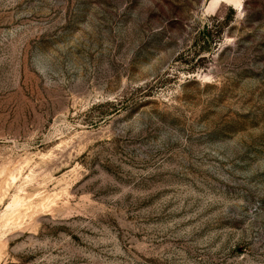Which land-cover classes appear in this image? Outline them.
I'll list each match as a JSON object with an SVG mask.
<instances>
[{
    "label": "rangeland",
    "instance_id": "1",
    "mask_svg": "<svg viewBox=\"0 0 264 264\" xmlns=\"http://www.w3.org/2000/svg\"><path fill=\"white\" fill-rule=\"evenodd\" d=\"M0 264H264V0H0Z\"/></svg>",
    "mask_w": 264,
    "mask_h": 264
},
{
    "label": "bare ground",
    "instance_id": "2",
    "mask_svg": "<svg viewBox=\"0 0 264 264\" xmlns=\"http://www.w3.org/2000/svg\"><path fill=\"white\" fill-rule=\"evenodd\" d=\"M213 2H216V1H221V0H212ZM212 3V2H211ZM239 7H241V5H239Z\"/></svg>",
    "mask_w": 264,
    "mask_h": 264
},
{
    "label": "trees",
    "instance_id": "3",
    "mask_svg": "<svg viewBox=\"0 0 264 264\" xmlns=\"http://www.w3.org/2000/svg\"><path fill=\"white\" fill-rule=\"evenodd\" d=\"M208 27V26H207Z\"/></svg>",
    "mask_w": 264,
    "mask_h": 264
}]
</instances>
